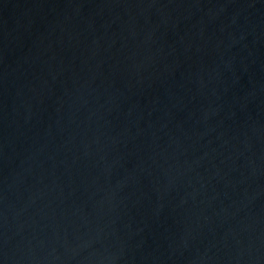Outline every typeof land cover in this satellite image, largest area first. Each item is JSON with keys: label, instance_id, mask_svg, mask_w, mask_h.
Listing matches in <instances>:
<instances>
[{"label": "water", "instance_id": "95a60500", "mask_svg": "<svg viewBox=\"0 0 264 264\" xmlns=\"http://www.w3.org/2000/svg\"><path fill=\"white\" fill-rule=\"evenodd\" d=\"M0 264H264V0H0Z\"/></svg>", "mask_w": 264, "mask_h": 264}]
</instances>
